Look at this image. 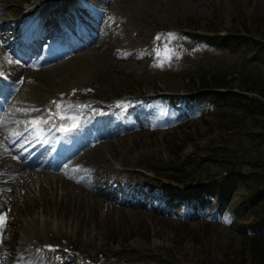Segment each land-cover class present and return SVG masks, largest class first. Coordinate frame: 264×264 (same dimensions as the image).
Masks as SVG:
<instances>
[{
	"label": "rangeland",
	"instance_id": "rangeland-1",
	"mask_svg": "<svg viewBox=\"0 0 264 264\" xmlns=\"http://www.w3.org/2000/svg\"><path fill=\"white\" fill-rule=\"evenodd\" d=\"M12 1L18 2V0H0V6H5V9L0 11L1 14L8 15L11 12L12 8L15 7ZM86 1L87 4L78 11L80 14L91 17V13L87 9L90 7L94 10L95 15L102 16L104 22L115 28L108 29V37L105 38V41L109 43V47L103 55V60L92 59L91 57L87 62L80 65L66 66L57 70L53 76L51 75L52 78L49 75L45 77L32 76L30 79L32 83L37 84L48 80L46 82L50 83V86L55 84L59 90H65L69 86L77 89L90 87L96 92L103 90L107 94L109 92L121 93L124 91L138 93L140 89L153 92L156 91L154 79H159L161 81L159 87L168 91L180 92L185 89V85L182 79L177 78L176 74L179 72L178 69L183 67H194L195 69L198 68V70L205 69L202 67H209L206 69L222 72L237 71L246 66L247 69H244V74L248 73L247 70H251L264 75V63L255 60L246 61L245 57L244 62L246 64L243 63L237 59L238 51H228L223 45L217 43L216 34L206 31V27L211 22L215 23L213 26H220L222 33L231 34V36H234L233 34L244 35L239 31L243 27L244 22L249 26L250 33L254 32L258 33L257 36H260V34L263 36L261 46H264V0ZM95 7H98L99 10ZM92 20L98 23V20ZM190 21L198 23V28H200L197 33L200 34L197 35H199L200 39L212 44V51L203 53L200 50V43L195 45L193 42H188L184 39L188 35L185 37L183 32L188 31L189 26L187 24L192 25ZM84 23L86 30H89V27L94 29L96 27L95 23L91 24L92 26L88 21ZM160 26L179 27V30L171 38L169 34H165L163 37L156 39V43H163L162 56L159 59H155L151 64H146L145 60L134 61L133 55L130 57L118 55V50L147 44L154 30ZM244 39L246 40L243 45L237 47L245 52L249 49L248 47L261 41L257 37H245ZM237 47L235 50H238ZM2 51L5 52L6 49L4 48V43L0 42V52ZM262 55H264V52ZM253 56L257 57V54L255 53ZM151 65L156 66L157 70L149 71L148 69ZM17 84L18 81L15 85ZM34 88L33 92L36 94L38 88ZM44 94L46 93L42 92V94H37V96L41 98ZM198 100L196 98V101L190 105L197 103ZM177 110L180 109L177 108ZM141 115V109L132 112L130 122L135 124L140 120L138 118ZM187 124L181 126L183 128H177V131L169 132H159L165 131L167 126H169L168 123L163 124L164 128H160L158 132H152V130L147 128L128 135L120 132L116 139L104 144V149L106 150L102 154L111 150L117 158H123L126 157L128 152H146L150 153L153 159L161 157L171 164L170 160H173V150L182 145L183 140H186V138H189L192 142L188 143L185 141L184 154H191L192 151L202 154L208 150L217 151L218 154L220 152L219 148H241L242 146L246 148L249 141L248 134L251 131L258 130L257 127L252 126L248 121H245L244 125H238L235 128L222 125V123L213 119L208 122L194 120ZM144 126L141 125L142 128ZM242 135L247 138V141H245V138L244 141H240L242 140L240 138ZM247 150L253 152L254 147H250ZM99 157L100 159L102 158L101 156ZM216 168L214 167L213 170L215 171ZM48 177V174L42 176L45 188L50 194L49 196L52 197V191L48 188L49 185L46 181ZM18 182L24 183L26 188L25 200L30 204L28 208H24L20 204L16 205V199L12 200L13 205L18 210L24 211L23 213H15V219L22 221L25 218L36 216L38 199L34 197L30 187L27 186L23 179L19 178ZM228 184L232 187L230 183ZM64 187L68 188V184H65L60 190H65ZM238 191L240 193L244 192L243 185H239ZM15 195L17 193L15 194L14 191L11 199ZM66 196L69 195L66 194ZM95 196L96 194H93L94 199H96ZM233 198H238L237 193L233 195ZM98 199L100 202L97 207L94 206L91 211L86 210L87 212L82 210L89 216L90 221L81 223L79 226L80 239H84L88 243L83 245L79 243L77 251L89 257L94 252L96 258L100 256L106 257L112 263L114 260L121 261L134 258L136 264H141V260L131 254L132 250H137L141 254L144 251L147 253L146 264H155L156 259L150 255L155 258L160 256V259L170 258L175 253L172 252V249L175 248L179 257L188 264H221L224 261V252L230 247L229 245L235 246L238 243H233V238L235 241H239V238L230 235L229 231L225 229L212 232L204 224L198 222H191L190 225L181 224L178 220H174L166 214L163 215L162 212H155L145 206H122L120 202L113 199ZM46 206H44V211L49 210ZM162 207V204H160L159 208ZM66 209L69 211L71 207H66ZM27 212L28 214H26ZM51 212L53 211L50 210L43 214L45 219H50ZM77 213L79 215V212ZM91 215L92 218L90 217ZM80 216H85V214ZM85 248H87V251H85ZM95 248L97 249L96 251L94 250ZM100 249H103L104 252ZM233 264H244V261L238 259Z\"/></svg>",
	"mask_w": 264,
	"mask_h": 264
},
{
	"label": "bare ground",
	"instance_id": "bare-ground-1",
	"mask_svg": "<svg viewBox=\"0 0 264 264\" xmlns=\"http://www.w3.org/2000/svg\"><path fill=\"white\" fill-rule=\"evenodd\" d=\"M91 54H93V52H91ZM99 56H102V53L101 52H98L97 53ZM86 56V54H82L80 55L78 58H81V57H84ZM0 59H4L3 57H0ZM7 65L12 68V66L10 64L7 63ZM10 74H14L13 70H10ZM4 178L0 177V207L3 206L6 202H7V196H6V191L10 189V186L8 185V182L7 180H3ZM75 195H76V192H73V199L72 201H74L75 203H78L77 204H73V205H70L68 204L69 202L68 201H61L60 203L57 201V199H54V201L52 202V206H51V210L53 212H51L50 214V220H52L53 218H58V222L57 224H59V227L60 225L62 224L63 222V219H65L66 221L68 222H71V223H75V222H78V226L80 225V220L78 221V217H76L75 215L77 214V212H82L83 210V205H84V202L86 201V198H83L82 196H79L77 195L76 198H75ZM89 205V204H88ZM79 207L77 209V212L76 214L74 213H70L68 212V210L66 209V207H71L73 210H75L76 207ZM54 208V209H53ZM55 214V215H54ZM69 214L67 217L66 215ZM92 218V215L90 216ZM56 218V219H57ZM71 223H67L65 222V224L68 226H72ZM2 255V253H0V256Z\"/></svg>",
	"mask_w": 264,
	"mask_h": 264
},
{
	"label": "snow or ice",
	"instance_id": "snow-or-ice-1",
	"mask_svg": "<svg viewBox=\"0 0 264 264\" xmlns=\"http://www.w3.org/2000/svg\"><path fill=\"white\" fill-rule=\"evenodd\" d=\"M172 35H173V34H169V37L171 38ZM157 39H159V35L157 36ZM32 124H33L34 127L38 126L36 120H34V121L32 122ZM3 223H4L3 219L0 218V227H3ZM49 247H50V246H49Z\"/></svg>",
	"mask_w": 264,
	"mask_h": 264
},
{
	"label": "trees",
	"instance_id": "trees-1",
	"mask_svg": "<svg viewBox=\"0 0 264 264\" xmlns=\"http://www.w3.org/2000/svg\"><path fill=\"white\" fill-rule=\"evenodd\" d=\"M262 250H263L262 252L264 253V249H262ZM258 253H259V251H258Z\"/></svg>",
	"mask_w": 264,
	"mask_h": 264
}]
</instances>
